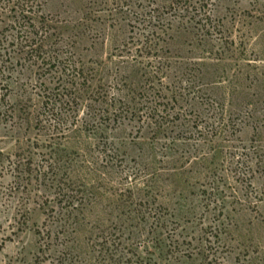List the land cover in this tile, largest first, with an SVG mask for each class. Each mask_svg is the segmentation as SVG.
I'll use <instances>...</instances> for the list:
<instances>
[{"label":"rangeland","instance_id":"1","mask_svg":"<svg viewBox=\"0 0 264 264\" xmlns=\"http://www.w3.org/2000/svg\"><path fill=\"white\" fill-rule=\"evenodd\" d=\"M172 1L47 0L43 12L57 27V37L63 41L59 45L70 48L78 64L97 70L89 91L101 89L117 68L118 76L132 72V81L139 86L144 49L141 44H129L136 60H127L130 55L123 46L132 35L143 39L142 34L156 30L169 42L166 56L181 63L164 80L165 85H181L184 93L180 104L168 108L182 113L176 124L183 122V131L191 125L197 135L194 120L201 126L215 120L229 122V132L214 138L219 155L202 169V179L187 182L183 190L171 189L168 208L162 211L171 227L177 228L180 241L192 238L191 245L170 248L168 232L161 235L164 244L155 241L152 220L146 224L134 211L135 204L146 198L133 191L135 198H129L125 207L115 200L114 193L120 190L123 197L130 195L126 188L134 183L131 178L119 182L147 159L142 158L143 145L137 140L143 133L146 142L151 141L146 121L135 120L115 133L126 165L114 169L115 184L104 188L97 207L74 218L82 227L78 232L58 225L64 222L60 207L43 203L44 191L39 192L34 182L12 189L13 172L0 167V264H264V0H207V10L222 31L213 40L194 34L201 27L189 20L194 11L179 16L164 8ZM153 8L158 12L153 13ZM3 9L0 65L11 73L9 103L17 117L24 116L23 108L41 107L42 95L48 89L58 91L64 83L56 78V68L42 70L24 61L16 48L17 28L10 25L12 13ZM150 10L160 15L152 23L162 22L163 28H152ZM191 25L196 28L190 33L185 29ZM162 29L174 39L168 40ZM185 72L194 76L184 77ZM80 88L82 94L85 87ZM164 94L171 96L167 90ZM163 100L169 106L175 104L168 97ZM84 110L82 106L80 113ZM139 126L147 129L140 135ZM207 171L209 178L204 176Z\"/></svg>","mask_w":264,"mask_h":264},{"label":"trees","instance_id":"2","mask_svg":"<svg viewBox=\"0 0 264 264\" xmlns=\"http://www.w3.org/2000/svg\"><path fill=\"white\" fill-rule=\"evenodd\" d=\"M46 2L47 0H0V8L12 13L10 25L17 28V37L20 39L16 48L24 61L42 70L56 68V78L64 83L57 87L58 91L48 89L42 95L41 107L23 108L24 116L17 117L15 106L8 100L10 83L7 79L11 73L9 68L0 65V157H3L0 167L13 172L15 185L12 189L18 190L26 186L25 183L34 182L39 192L44 191L43 203L48 205L53 202L60 207L59 214L64 222H59L58 225L78 232L82 227L77 222L79 218L76 221L74 218L77 214L84 215L97 207L104 198V188L115 184L114 169L126 165L115 133L127 121H146L148 130L139 126L137 133L140 135L147 130L151 141L146 142L147 137L143 133L137 140L143 145L142 158L147 159L138 162L142 167L126 174L119 182H129L131 178L135 185H127L126 192L130 195L123 197V191L120 190V196L117 195L119 193H114L115 200H119L121 206L125 207L129 198H135L133 191L139 198H146L135 204L134 211L146 224L152 220L149 225L155 241L164 244L161 235L168 232L170 248L179 250L186 242L191 245L192 238L187 241L184 237L180 241L177 228L171 227L162 211L168 208L169 202L166 199L171 189L179 187L183 190L187 182L202 179V169L206 170L219 155V145H215L214 138L229 132V122L215 120L201 126L194 120L192 124L197 135L191 131V125L189 130L183 131V122L176 124L181 120L182 113L177 110L171 113L168 108H175V105L180 104L184 93L180 91L181 85H165L164 80L169 71L181 63L172 62L171 57L166 56L170 51L165 48L169 42L156 30L142 34L143 39L132 35L123 46L130 55L127 60H136V57L131 56L129 44H141L144 49L143 58H146V62L140 68L142 73L139 86L134 85L132 72L126 77H119L117 68L115 74L105 79L101 89L89 91L97 70L90 71L85 64H78L73 51L66 45H59L63 41L57 37V27L53 19L43 12ZM209 3L207 0H174L164 8L179 16H187L194 11L189 20L201 26L194 34L205 40H213L222 31L207 10ZM152 12L158 11L153 8ZM159 18L160 15H153L149 11L150 23ZM161 23H152V28H163ZM195 25L185 30H194ZM162 31L168 40L174 39L172 34L163 29ZM52 38L55 41L51 44ZM140 50L141 48L137 49L139 52ZM208 52L213 53L212 50ZM189 76L194 75L185 72L184 77ZM180 80L183 81L182 78ZM112 83L114 84L111 85ZM83 86L85 89L81 94L80 87ZM164 90L169 91L171 96L164 94ZM167 97L168 101L175 103L173 106L164 102L163 99ZM82 106L85 110L80 113ZM8 142L11 145L5 147ZM108 171H111L109 177ZM209 173L207 171L204 176L209 178ZM163 179L167 182L164 183ZM141 202H144L145 209ZM178 205L181 206L179 203ZM183 214L188 218V213Z\"/></svg>","mask_w":264,"mask_h":264}]
</instances>
